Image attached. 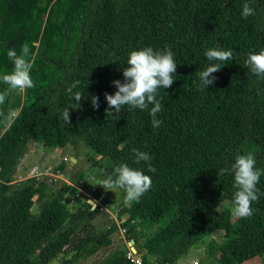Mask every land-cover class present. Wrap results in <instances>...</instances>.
I'll return each mask as SVG.
<instances>
[{
    "label": "trees",
    "instance_id": "trees-1",
    "mask_svg": "<svg viewBox=\"0 0 264 264\" xmlns=\"http://www.w3.org/2000/svg\"><path fill=\"white\" fill-rule=\"evenodd\" d=\"M242 3L0 0V75L12 70L9 47L19 54L27 44L33 79L32 88L7 92L0 102V264H50L63 251L71 255L60 264H76L109 246L116 226L125 229L134 249L136 228L149 231L141 245L151 259L141 251L142 264H176L200 230L209 237L206 264H244L264 255V78L244 64L249 52L264 49V0H251L254 15L247 19L239 15ZM145 46L168 47L177 63L175 80L158 92L162 123L155 129L147 109L124 107L118 118L105 112L104 93L115 91L113 80L123 81L128 52ZM210 47L231 49L234 59L211 74L212 85L201 91L197 73ZM6 88L0 82V92ZM76 92L82 95L77 104ZM32 141L53 150L68 144L76 155L89 148L108 163H101L105 178L125 163L149 175L151 187L132 203L117 189L115 224L96 231L98 206L92 210L74 186L64 184L51 195L47 177L14 180ZM131 148L148 152L156 171L134 163ZM246 152L262 173L260 194L250 217L224 220L222 205L232 204L234 189L231 175L220 169ZM127 252L120 245L99 264H134Z\"/></svg>",
    "mask_w": 264,
    "mask_h": 264
},
{
    "label": "clouds",
    "instance_id": "clouds-1",
    "mask_svg": "<svg viewBox=\"0 0 264 264\" xmlns=\"http://www.w3.org/2000/svg\"><path fill=\"white\" fill-rule=\"evenodd\" d=\"M242 19L254 15V8L251 0H243L239 13ZM12 63L10 72L0 75V82L7 86L5 92H0V102H3L7 92L24 91L33 87V79L30 74L32 60L29 58V46H21L20 53L17 54L14 47H9L6 53ZM207 63L197 73V86L201 91L212 85L214 77L211 75L217 72L222 66L234 59L231 49L210 47L203 53ZM245 66L253 75L264 78V49L258 52H249L244 60ZM174 53L168 47L163 49H153L145 46L128 52L125 66L122 68L121 80H113L111 84L115 91L111 94L104 93V100L107 108L105 112L113 118H118L121 109L127 107L129 110H148L153 129L158 128L162 121L157 118V114L162 109L161 99L158 92L168 88L176 76ZM71 91V89H69ZM82 99L80 92L74 96L75 103ZM91 106L97 108L98 97H89ZM69 110H65L63 117L68 120ZM113 113L115 115H113ZM133 162H145L148 172H155L156 169L150 163L152 157L146 151L131 148ZM256 158L252 152L239 153L234 156L233 161L227 168H221L222 174H230L232 178V215L237 218H247L253 214L252 203L258 199L259 189L257 183L262 175L256 167ZM102 184L107 189H119L124 193V200L128 203L138 202L142 194L151 187V177L142 170L122 163L102 180ZM95 208L93 201H88Z\"/></svg>",
    "mask_w": 264,
    "mask_h": 264
},
{
    "label": "rangeland",
    "instance_id": "rangeland-1",
    "mask_svg": "<svg viewBox=\"0 0 264 264\" xmlns=\"http://www.w3.org/2000/svg\"><path fill=\"white\" fill-rule=\"evenodd\" d=\"M15 111L11 114L13 116ZM78 152V151H77ZM66 158V162L63 158ZM99 161V155L90 150L79 149L77 155L71 145H65L61 149H47L42 146L39 141H32L27 145L25 154L20 161V164L14 175L16 182H22L28 178L34 176L38 179L47 177V190L49 194H54L56 190L60 189L62 185H72L77 190V195L82 198H87V201H93L104 206L102 211L92 221V225L96 231H102L105 228L115 224V213L117 211V204L119 202V191L117 189H107L103 186L102 180L105 179L104 175H101L103 165L107 162ZM78 183H85L83 189ZM64 199L71 203L72 198L69 194H66ZM104 203H103V201ZM102 201V202H101ZM222 207L225 209L223 213V219L228 220L233 217L232 208L233 203H224ZM37 210V204L33 207V211ZM149 231H145L143 228H136L133 233L134 240L136 241L135 253L140 257L141 251L144 252L146 259L150 261L145 251L142 248V241L145 238L143 234ZM216 241H220L219 238L212 236ZM209 240L203 230L198 231L193 238L189 240V243L181 248L182 253L176 259L175 263H194L206 264L205 256V244ZM111 244L107 247L100 248L95 254L87 259H78L76 264H99L104 257L112 250L116 249L120 245H125L130 249L132 246L131 240H128L126 234L121 229H116L110 234ZM134 248V243H133ZM70 253L66 251L57 254L53 257L50 264H60L63 261L69 259ZM144 258V257H143ZM141 259V258H140ZM24 264H27L26 262ZM244 264H264V255L256 257L252 260L245 262Z\"/></svg>",
    "mask_w": 264,
    "mask_h": 264
},
{
    "label": "built area",
    "instance_id": "built-area-1",
    "mask_svg": "<svg viewBox=\"0 0 264 264\" xmlns=\"http://www.w3.org/2000/svg\"><path fill=\"white\" fill-rule=\"evenodd\" d=\"M66 160H67V159L64 157V158H63V161L66 162ZM96 206H98V207H97L98 211H102L103 208H104V206L100 205L99 203H95L94 207L96 208ZM95 208H94V209H95ZM120 229H121V231H122L124 234L126 233L125 229L119 227V230H120ZM139 255H140V257L135 253V251H132L131 248H130L129 251L127 252L126 257H127V259H128L130 262H132V263H134V264H142V259H140V258H141V254H139ZM165 264H168V263H165ZM176 264H177V263H176ZM181 264H189V263H181ZM191 264H198V263H197V262H194V263H191Z\"/></svg>",
    "mask_w": 264,
    "mask_h": 264
},
{
    "label": "water",
    "instance_id": "water-1",
    "mask_svg": "<svg viewBox=\"0 0 264 264\" xmlns=\"http://www.w3.org/2000/svg\"><path fill=\"white\" fill-rule=\"evenodd\" d=\"M79 202H81V201H79ZM87 203L90 205V203H89L88 201H87ZM91 207H92V206H91ZM131 243H132V246H130V248H131L132 251H135V249L133 248V243H134V242H133L132 240H131Z\"/></svg>",
    "mask_w": 264,
    "mask_h": 264
},
{
    "label": "flooded vegetation",
    "instance_id": "flooded-vegetation-1",
    "mask_svg": "<svg viewBox=\"0 0 264 264\" xmlns=\"http://www.w3.org/2000/svg\"><path fill=\"white\" fill-rule=\"evenodd\" d=\"M2 22H3V19L0 18V26H1V27L3 26Z\"/></svg>",
    "mask_w": 264,
    "mask_h": 264
}]
</instances>
